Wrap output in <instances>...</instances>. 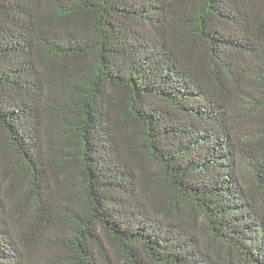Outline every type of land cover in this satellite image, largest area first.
<instances>
[{"label": "trees", "instance_id": "1", "mask_svg": "<svg viewBox=\"0 0 264 264\" xmlns=\"http://www.w3.org/2000/svg\"><path fill=\"white\" fill-rule=\"evenodd\" d=\"M0 264H264V0H0Z\"/></svg>", "mask_w": 264, "mask_h": 264}]
</instances>
